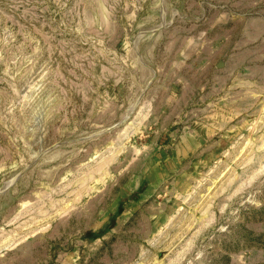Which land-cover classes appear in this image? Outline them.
Returning a JSON list of instances; mask_svg holds the SVG:
<instances>
[{
	"label": "rangeland",
	"instance_id": "1",
	"mask_svg": "<svg viewBox=\"0 0 264 264\" xmlns=\"http://www.w3.org/2000/svg\"><path fill=\"white\" fill-rule=\"evenodd\" d=\"M0 264H264V0H0Z\"/></svg>",
	"mask_w": 264,
	"mask_h": 264
}]
</instances>
